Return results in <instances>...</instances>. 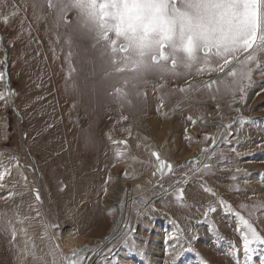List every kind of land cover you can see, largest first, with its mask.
<instances>
[{
	"label": "rangeland",
	"instance_id": "rangeland-1",
	"mask_svg": "<svg viewBox=\"0 0 264 264\" xmlns=\"http://www.w3.org/2000/svg\"><path fill=\"white\" fill-rule=\"evenodd\" d=\"M53 4L0 0V264H68L54 238L66 230L91 257L82 264H264L263 244L244 252L238 218L264 235V53L260 67L237 65L251 82L197 66L118 73L122 53ZM153 151L173 172L156 171ZM120 203L123 227L105 245Z\"/></svg>",
	"mask_w": 264,
	"mask_h": 264
},
{
	"label": "snow or ice",
	"instance_id": "snow-or-ice-1",
	"mask_svg": "<svg viewBox=\"0 0 264 264\" xmlns=\"http://www.w3.org/2000/svg\"><path fill=\"white\" fill-rule=\"evenodd\" d=\"M57 3L60 13L66 12L69 6L78 9L84 26L94 32L97 43L103 42L106 49L111 50L113 57L122 53L118 60L112 59L113 70L118 73L140 74L153 69L175 73L180 66L189 71L197 66V75L217 72L230 77L239 75L241 82L244 79L251 82L252 68L245 71L237 65L255 63L260 67L258 54L264 53V0H68V4L57 0ZM48 5L57 6L53 0H48ZM204 83L211 87L217 81L211 79ZM245 87L247 85L242 83L239 85L241 98ZM113 143L126 145L127 141ZM120 155L118 150L117 156ZM151 155L156 158L155 168L161 176L173 172V165L158 152L153 151ZM7 171L0 172V181ZM182 195L181 191L178 199H182ZM209 211L214 209L209 208ZM241 220L247 228L242 241L244 252L248 254L253 244H264V235L247 219L241 217ZM80 251L74 252L75 258L68 264H82ZM32 255L35 258L34 252ZM202 264L207 262L202 261Z\"/></svg>",
	"mask_w": 264,
	"mask_h": 264
},
{
	"label": "bare ground",
	"instance_id": "bare-ground-1",
	"mask_svg": "<svg viewBox=\"0 0 264 264\" xmlns=\"http://www.w3.org/2000/svg\"><path fill=\"white\" fill-rule=\"evenodd\" d=\"M237 104V103H236ZM241 104V103H240ZM233 107H236V106H234V105H232ZM219 114H220V112H212L211 114H210V117L212 118V119H214V121H219L218 119H219ZM163 123H164V126L162 127V130H164L165 129V126L166 127H168L169 129L171 128V121H169L168 119H166L165 121H163ZM223 124V123H222ZM224 125H226V124H224ZM155 127V126H154ZM226 127V126H225ZM173 128V127H172ZM227 128H228V126H227ZM156 131V130H155ZM228 131V135H229V133L231 132V131H229V129L227 130ZM162 131L160 130V132H158V133H161ZM154 134V133H153ZM156 134V133H155ZM226 134V133H225ZM225 136V135H224ZM138 163H142L143 165H146V164H148V163H144V162H138ZM121 166L122 167H129V166H133V168L132 167H130V172H133V175L136 177V178H139V174L137 173L136 174V171L137 170H135L136 169V166H135V164H134V162L133 161H131V160H126V161H124V162H122L121 163ZM147 166V165H146ZM144 170V169H143ZM118 172V171H117ZM145 172V171H144ZM144 175V174H143ZM152 175V174H151ZM145 176H146V174H145ZM145 176L141 179V181H143V179L145 178ZM121 177V176H120ZM142 177V176H141ZM124 178V177H123ZM140 179H137V181H139ZM151 182H153V180H155V179H153V178H151ZM137 181H135V182H137ZM119 188H120V186H119ZM145 188V187H144ZM141 190H143V186H141V188L139 189V192L141 191ZM125 193V192H124ZM127 195H129L128 197H127V199H125L126 200V202H128V201H130L131 200V197H133L132 196V194H133V191L131 190H129V191H127ZM120 194V193H119ZM17 198V197H16ZM108 199V198H107ZM111 202V201H110ZM113 202V201H112ZM112 205V204H111ZM117 205V204H116ZM11 206V205H10ZM106 206V205H105ZM128 208V207H127ZM125 211H126V207L124 206V205H122L121 203H120V205L118 206V216H117V218H116V220L115 221H113L114 223H113V225H112V228L110 229L111 231H110V233H109V235H108V237L107 238H105L106 240L105 241H103L104 243H105V245H107L108 243H110L109 241H112V239H114V237H115V233L118 231V229H119V227L121 226V224H122V227H123V223H122V219H124L123 217H124V213H125ZM128 211V210H127ZM117 212V211H116ZM114 217V216H113ZM125 217H126V215H125ZM114 219V218H113ZM17 223V222H16ZM109 230V229H108ZM65 234L63 235L62 233H60V235L59 236H57L56 234V236L54 237L55 238V240H56V242H57V244H58V246L61 248V249H63V250H66V249H70L69 251H70V253L72 252V253H74V252H77L79 249H77V243H78V236H73V235H76L75 233H72L70 230H66L65 232H64ZM70 236V239H68L67 240V237H69ZM70 242V243H73L72 245H70L69 243H67V242ZM108 241V242H107ZM83 251H80V254H84L85 256H87V257H89V258H91L90 257V255L88 254V253H82ZM144 255V254H143ZM93 257V256H92Z\"/></svg>",
	"mask_w": 264,
	"mask_h": 264
}]
</instances>
